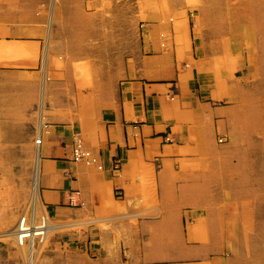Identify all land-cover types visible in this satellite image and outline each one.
<instances>
[{
  "label": "crops",
  "instance_id": "1",
  "mask_svg": "<svg viewBox=\"0 0 264 264\" xmlns=\"http://www.w3.org/2000/svg\"><path fill=\"white\" fill-rule=\"evenodd\" d=\"M141 14L139 0H0V71L40 88L41 203L66 227L85 226L44 264H188L174 259L219 251L199 237L261 235L264 169L237 132L239 82L203 76L212 63L189 28L163 44L170 26ZM76 133L102 169L72 159ZM13 253L2 264H27Z\"/></svg>",
  "mask_w": 264,
  "mask_h": 264
},
{
  "label": "rangeland",
  "instance_id": "2",
  "mask_svg": "<svg viewBox=\"0 0 264 264\" xmlns=\"http://www.w3.org/2000/svg\"><path fill=\"white\" fill-rule=\"evenodd\" d=\"M139 1L145 6V15L141 14L145 26L149 23L170 26V30L160 32L161 43L166 44L171 37L177 44L182 42L187 27L197 53L199 50L200 56L212 63L203 71V76L206 72L214 78L220 76L228 79L231 86L233 79L239 82L237 100L246 105L247 119L238 126L237 132L248 137L246 147L260 151L264 169V0ZM29 75L0 71V234L14 231L23 215L29 223L37 225L48 215L37 190H33L40 146L36 142L40 88ZM235 100L226 99L224 103ZM157 215V212H145V217ZM48 217L51 228L44 240L36 236L20 245L16 237L0 236V264L5 257H13L16 248L23 250L27 264H44L49 251L77 246L65 234L70 228L85 226L66 227L64 222ZM262 217L261 223H256L261 225L258 237H199L193 241L195 244L204 246L213 241L219 251L209 255L204 251L182 253L180 259L174 260L188 264H264V213ZM229 244L234 248L227 250ZM13 258L10 260L15 261ZM170 260L165 258L166 262Z\"/></svg>",
  "mask_w": 264,
  "mask_h": 264
},
{
  "label": "built area",
  "instance_id": "3",
  "mask_svg": "<svg viewBox=\"0 0 264 264\" xmlns=\"http://www.w3.org/2000/svg\"><path fill=\"white\" fill-rule=\"evenodd\" d=\"M36 142L38 144H41V142H42V133H41L40 129L38 130V138L36 139ZM72 159L74 161H83V162H85L87 164H91V165L95 164L100 169L103 168V166L99 162L98 158L93 155L92 151L84 146L81 136L77 133L74 134L72 137ZM119 164H120V159H116L115 164H114L115 170H117L119 168ZM117 193H118V195H121L120 191H118ZM48 218H49L48 215L44 216L43 219L41 220V223L37 225L35 222L29 223L26 215H23L22 221L20 224V227L25 228V229H22V231H23V234L21 233V235H23V236H21L22 240L24 239V241H25V240L30 238L31 233H32L33 228H34L33 225H35L38 228V233L35 232V233H37V234H35V237L38 236V237L43 238L42 232L49 226ZM24 241H23V243L21 242V245L24 244Z\"/></svg>",
  "mask_w": 264,
  "mask_h": 264
},
{
  "label": "bare ground",
  "instance_id": "4",
  "mask_svg": "<svg viewBox=\"0 0 264 264\" xmlns=\"http://www.w3.org/2000/svg\"><path fill=\"white\" fill-rule=\"evenodd\" d=\"M78 65V64H77ZM76 71V70H75ZM87 77V76H86ZM91 81V80H90ZM37 159H36V165H35V170H34V177H33V190L36 192V190H37V192H38V166H39V164H38V162H39V158H38V153H37V157H36ZM33 203V202H32ZM21 221H22V218H20V220H19V223H18V225H17V228L14 230V231H12V232H8L7 231V233H1L0 234V236H13L14 238L16 237V239H17V241L19 242V244L21 245V242L23 243V241H24V239L22 240V238H21V236H23V235H21V233L23 234V231H22V229H25L24 227H20V224H21ZM57 226V225H56ZM80 226V225H79ZM33 231H32V233H31V236H30V238L29 239H27V240H31L32 241V239H34L35 238V234H37L38 233V228L35 226V225H33ZM36 227V228H35ZM50 228H51V226L49 225L42 233H43V240L44 239H46V235H47V233L49 232V230H50ZM53 228V227H52ZM55 228V227H54ZM35 232H37V233H35ZM26 240V241H27ZM31 245H32V242H31ZM37 255V254H36ZM31 264V263H30Z\"/></svg>",
  "mask_w": 264,
  "mask_h": 264
}]
</instances>
